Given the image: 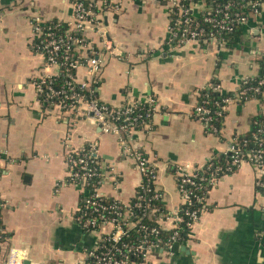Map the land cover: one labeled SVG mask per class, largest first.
Masks as SVG:
<instances>
[{
    "label": "crops",
    "instance_id": "obj_1",
    "mask_svg": "<svg viewBox=\"0 0 264 264\" xmlns=\"http://www.w3.org/2000/svg\"><path fill=\"white\" fill-rule=\"evenodd\" d=\"M170 0H112L99 12L111 51L90 28L87 38L102 54L99 97L119 107L125 102L154 101L147 126L134 136L158 170L157 187L171 216L184 203L177 174L208 164L229 151L232 140L249 133L264 113L262 98L227 105L222 128L206 129L195 110L201 91L218 81L222 92L235 93L243 80L260 74L264 58V13L253 15L232 44L169 42ZM203 8L204 6L201 5ZM75 22L73 0H0V264L13 250L24 264H87L89 252L111 226L87 231L75 215L84 191L71 184L67 151L97 142L111 168L100 187L103 197L127 205L142 182L141 171L123 154L120 134L104 132L82 110L63 113L44 103L36 80L57 72L34 46L35 24ZM77 82L91 79L86 63ZM256 169L242 162L218 179L205 210L185 243L171 251L151 248L132 264H264V193Z\"/></svg>",
    "mask_w": 264,
    "mask_h": 264
},
{
    "label": "built area",
    "instance_id": "obj_2",
    "mask_svg": "<svg viewBox=\"0 0 264 264\" xmlns=\"http://www.w3.org/2000/svg\"><path fill=\"white\" fill-rule=\"evenodd\" d=\"M92 1L95 2L93 5L99 6L100 2L98 3L97 0ZM216 1L199 0L186 6L182 3V0H170L169 42L175 45L190 41L226 45L228 42L223 36L224 34H231L238 27L243 28L250 22L253 15L259 16L264 13V0H240L236 6L231 1L225 4L216 3ZM73 4L75 22L71 25L67 36L58 35L54 31L44 32L39 23L35 24L37 38L46 36V39L40 43L35 42L34 46L44 55L48 66L52 65L57 68L55 74L51 76L42 75L36 80L38 95L40 97L44 93L46 96L44 100L63 113L80 114L83 110L84 114L100 125L104 132L120 134V143L124 156L131 157L142 174V182L134 197L137 199L135 204L125 205L117 200L119 204L105 205L102 200L106 197L101 194L100 187L104 183L105 174L111 168V165L105 163L100 156L98 143H86L78 149L69 148L67 151L69 181L71 184L78 185L84 191L75 215V221L87 231L100 230L105 225H109L111 230L102 236L100 242L107 239L119 243L127 235L130 228L139 226L144 230H148V227L141 223L147 215L158 224L150 229L151 233L158 234L159 230L163 229L162 220L168 218L156 217L155 214L158 209L150 203L153 199L163 200V192L157 187L158 170L155 164L149 160L146 153L140 150L133 141L135 134L140 130V126L142 124V128L147 126L154 111L155 102L153 100L146 102L133 100L119 106L117 111H108V108L101 106L99 100L94 97L89 98L78 91L56 90L47 82L48 78L58 76L60 71L67 66V69L71 70L68 74L70 78L68 85L71 90L74 88L73 84H79L81 89L89 90L91 93L100 88V85H97L94 90L92 86L93 84L101 83L104 59L102 54L88 40L87 32L90 28H96L99 34L102 35L105 49L109 51L112 49L111 42L106 37V32H104L101 22H99L97 13L92 9V5L85 6L82 2H73ZM201 5L204 7L202 8ZM194 14L203 15V20L207 23V26L195 19ZM60 51L63 52L62 61L57 59ZM84 63L89 68L91 79L79 83L76 79V72L78 67ZM260 84H264V77L260 80ZM209 88L222 92L218 83H212ZM250 89L264 94V90H261L260 87ZM248 91L249 88H242L240 85L235 92L236 97L224 98L223 105L215 111L207 107L205 102H200L195 110L196 116L203 121L207 130L218 132L222 126L221 128L216 126V120L223 118L224 121L227 105L233 100L240 101ZM117 121L121 122L117 123ZM263 132L264 129L260 128L254 134L260 144L264 140L258 134ZM228 152L235 154L233 164H241L245 161L250 162L256 169L257 187H264V149H254L247 154L248 159H244L246 155L239 147L237 138H234ZM208 167H211V164ZM196 168L188 171L183 170L180 173V176L184 177V179L182 184H178V187L184 203L191 202L190 191L185 187V183H193L190 177L196 176ZM145 173L149 175L148 178L151 181V185H144L143 176ZM210 182L214 186L218 179L213 176ZM140 188L143 189L142 193L139 191ZM152 191L154 193L153 196L148 198L147 193ZM205 201L207 202V199ZM133 207L142 208L143 214H136L132 210ZM179 211L180 209L173 215V235L169 242L163 243V247H160L162 246L160 239L157 242H149L145 239L138 245L124 244L123 248L114 247V249L109 248L97 253L103 247L99 242L98 248L89 252V257L94 260L92 264H132L129 262L131 254L145 260L151 248H162L171 251L179 239V231L176 230L178 224L184 221V217L179 214ZM187 214L193 219L190 224L192 228L200 217H198L197 211H188ZM7 264H24V262L12 250Z\"/></svg>",
    "mask_w": 264,
    "mask_h": 264
},
{
    "label": "trees",
    "instance_id": "obj_3",
    "mask_svg": "<svg viewBox=\"0 0 264 264\" xmlns=\"http://www.w3.org/2000/svg\"><path fill=\"white\" fill-rule=\"evenodd\" d=\"M98 3L100 2L99 6L93 5L95 2L92 0H73V2H82L85 6H91L94 12L97 14L99 12H104L105 10L110 7L112 0H97ZM163 3L166 0H160ZM199 0H182V3L184 5H189L191 2H198ZM233 2L234 6H236L237 3L240 2V0H217L216 3H221L225 4L226 2ZM194 18L200 21L203 25L207 26V23L204 22V17L203 15H197L194 14ZM71 25L67 22H62L58 20H53L48 23H44L42 25V28L44 29V32H49V31H54L58 35L62 36H67L69 34ZM210 28V27H207ZM242 33V27H238L233 33L231 34H224L223 36L226 38L228 44H232L234 39H236L240 34ZM46 36H42L41 38H36L35 42L40 43L41 41L45 40ZM63 52L60 51L58 54V61L63 60ZM71 72V70L67 69V66L64 67L58 76H53L51 78L47 79L48 84H50L54 89L56 90H67L68 92L72 91H78L81 94L86 95L87 97L91 98L94 97L99 100V103L101 106H106L108 108V111H117L118 107H114L110 104H107L100 100L99 97V90H95V86L100 85L99 83L93 84L92 89L94 88V92L91 93L89 90L81 89V86L79 84H73L74 88L71 90L70 86L68 83L70 82V78L68 74ZM264 77V58L261 60V70L260 74L256 77H251L246 80H243L241 83L242 88H249V91L240 99L239 102H244L248 99L251 98H262L263 94L257 93L254 90L250 88H255V87H260L261 90H264V84H260V80ZM215 83H218V81H214ZM71 90V91H70ZM45 94L43 93L40 96V99L44 102L45 101ZM235 98L236 95L235 93H229V92H221V91H214L210 88H207L205 90L201 91V96H200V102H205L206 106L211 108L212 110H218L220 109L221 105H223V99L224 98ZM124 104H127L126 102ZM147 108V107H146ZM222 121L223 118H218L216 120L215 124L216 126L220 127L222 126ZM121 122V121H117ZM143 125V124H142ZM142 125L140 126V129L142 128ZM260 128L264 129V113L258 115L254 119V124H253V129L246 134H241L236 136L238 141V145L241 148V150L244 151L245 155L244 159L247 158V154L254 150V149H264V141L262 144H260L259 140L255 138L254 134L258 132ZM258 136L264 140V132L259 133ZM235 154L234 153H224V154H216L212 160L206 164L205 166L197 167L196 168V176L190 177L191 180H193V183H185V187L190 191V201L184 203L179 211V214L184 217V221L180 222L178 224V228L176 229L179 231V239L177 243H185L189 237V232L191 230L190 224L192 223L193 219L191 216L187 214L188 211H197L198 217L201 216V214L207 210L210 209V206H208L207 202L205 201L207 199L208 193L212 189V184L210 182L211 178L214 176V178L219 179L225 174H229L234 172L240 164H233V159H234ZM211 164V167H208ZM149 175L143 176V182L144 185H151V181H149ZM184 177L180 176L177 174V182L178 184H182ZM260 192L264 193V187H257ZM140 193L143 192V189H139ZM148 198H151L153 196V191L147 193ZM202 198V199H201ZM137 202L136 198H133L131 201V204H135ZM102 203L105 205H113V204H119V202L115 199L112 198H103ZM152 205L158 209L156 212L155 216L156 217H169L171 216L170 212L165 207V204L163 200L161 199H153L151 200ZM1 205V201H0ZM125 209V208H124ZM132 210L138 214L141 215L143 214V209L142 208H135L133 207ZM135 220V219H133ZM141 223H144L148 227V230H144L140 228L139 226L130 228L128 230V233L126 236L122 238V240L119 243H115L112 240H103L100 242V244L103 246L97 253H100L104 250H108L109 248H123L124 244H130V245H138L142 243L143 240H148L149 242H157L158 239L162 241L160 247H163L165 243L170 241L171 236L173 235L174 230H164L160 229L158 234H152L150 229L153 228L154 226H157V222L155 220H152L149 218L147 215L143 218ZM175 230V231H176ZM2 232V220H1V206H0V234ZM164 243V244H163ZM125 249V248H124ZM126 250V249H125ZM131 259L129 262L134 263H140L143 262L144 259L139 257V256H134L131 254ZM93 258L89 257L87 259V264H92L93 263Z\"/></svg>",
    "mask_w": 264,
    "mask_h": 264
},
{
    "label": "water",
    "instance_id": "obj_4",
    "mask_svg": "<svg viewBox=\"0 0 264 264\" xmlns=\"http://www.w3.org/2000/svg\"><path fill=\"white\" fill-rule=\"evenodd\" d=\"M31 264H34V263H31Z\"/></svg>",
    "mask_w": 264,
    "mask_h": 264
}]
</instances>
